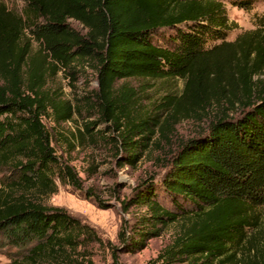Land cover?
<instances>
[{
    "label": "trees",
    "instance_id": "16d2710c",
    "mask_svg": "<svg viewBox=\"0 0 264 264\" xmlns=\"http://www.w3.org/2000/svg\"><path fill=\"white\" fill-rule=\"evenodd\" d=\"M257 1L232 3L251 10ZM235 28L223 0H0V238L15 248L33 244L9 264H74L79 247L99 240L47 203L58 182L80 186L45 124L70 122L80 109L51 92L48 80L84 61L98 83L91 103L98 119L85 123L80 139L88 134L117 146L123 164L135 166L156 128L164 134L171 119L208 114L207 128L179 144L160 183L142 182L123 202L148 211L139 241L121 231L126 249L183 222L159 255L166 264H264V15L254 30L227 42ZM157 78L185 84L157 106L168 112L164 122L146 116L119 84ZM109 123L117 137L92 133Z\"/></svg>",
    "mask_w": 264,
    "mask_h": 264
},
{
    "label": "rangeland",
    "instance_id": "374dc122",
    "mask_svg": "<svg viewBox=\"0 0 264 264\" xmlns=\"http://www.w3.org/2000/svg\"><path fill=\"white\" fill-rule=\"evenodd\" d=\"M230 21L237 25L227 38V42L235 41L241 34L256 28L258 17L264 15V0H258L251 10L235 7L232 0H223ZM12 8L15 3L7 2ZM18 9L22 8L17 3ZM72 26L86 33L81 25L71 21ZM221 41L211 43L208 47L219 45ZM35 48L37 45H34ZM264 79V76L261 77ZM257 79V78H256ZM126 83L135 95L137 103L144 114L151 117L158 114L164 122L169 117L167 111L158 112L163 99L170 94L181 95L184 81L181 79H129ZM48 89L70 101L80 109L72 121L55 126L45 120L47 129L52 133L53 146L63 165L71 167L79 179L80 186L59 184V192L52 196L48 205L66 210L71 216L91 227L98 241L78 248L72 256L74 264H166L159 258L160 253L173 241L183 226L177 222L160 230V236L148 238L143 246L127 250L120 233L135 242L141 239L139 232L143 218L147 217L145 206L133 205L125 209L123 202L133 196V190L144 181L152 179L160 183L166 173L171 157L179 144L199 136L208 125V114L200 113L191 117L171 119L164 134L156 128V135L150 136L149 147L143 152L139 162L132 166L124 163L123 153L115 145H108L97 137L93 142L90 135L80 139L79 130L90 121H97V111L93 103V92L98 89L95 72L87 61L75 64L71 69H61L48 80ZM90 100V101H89ZM117 137L113 125L101 124L92 133H101ZM63 134V137L59 135ZM146 134L136 137L139 141ZM101 137V136H100ZM147 143V141H142ZM70 143V144H69ZM161 203L171 208L167 198H160ZM103 203V204H102ZM264 214V210H263ZM147 229H151L148 225ZM130 243V241H128ZM27 248L11 247L0 238V264H9L20 258ZM249 247V244H247ZM243 258V254L239 255ZM175 264H220L199 260H187ZM226 264V263H223ZM243 264V263H241Z\"/></svg>",
    "mask_w": 264,
    "mask_h": 264
}]
</instances>
